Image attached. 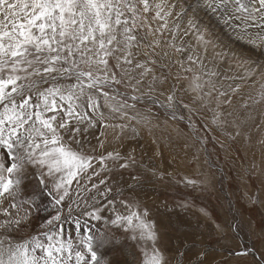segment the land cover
<instances>
[{"label": "rangeland", "instance_id": "374dc122", "mask_svg": "<svg viewBox=\"0 0 264 264\" xmlns=\"http://www.w3.org/2000/svg\"><path fill=\"white\" fill-rule=\"evenodd\" d=\"M172 2L178 5L176 12L180 7L187 9L179 21L180 38L175 42L186 52L168 47L171 33L165 31L153 56L154 72L136 93H143V99L126 97L129 104L136 105L127 109L129 116L139 113V118L110 119L128 127L122 132L107 129L103 149L98 147L100 134L105 132L102 125L78 138L90 154L119 152L122 160L110 161V170L93 176L91 182L81 181V187L90 189L91 183L104 179L99 192H82L74 182L71 198L59 206L67 217L71 205L72 217L58 223L74 242L89 229L93 235L113 240L98 249L111 264H142L141 252L150 242L133 241L130 231L109 222L117 212L127 214L126 204L121 203L125 201L134 210H148L166 264H264V48L239 38L235 22H226L223 10L213 13L201 7L193 12L188 5L195 0ZM189 18L203 33L204 41L197 39L194 29L183 34ZM175 20V16L169 18L170 27ZM158 23L153 22V28ZM152 39L149 36L143 43L147 45ZM142 52L151 53V49L145 47ZM193 53L202 63L187 61V55ZM139 58L145 59L143 54ZM152 75L157 82L150 92ZM196 83L201 88H196ZM118 87L122 93L132 92L131 88ZM169 94L175 96L172 108L166 105ZM129 157L135 163L120 168ZM39 171L29 169L17 197L30 213L18 237L41 235L49 227L47 220L56 214L47 194L52 180L48 178L46 189L39 183ZM106 188L113 191L101 196ZM77 197L78 208L72 203ZM109 199L115 201L111 206ZM93 203L101 208L100 221L81 214L91 210L88 206ZM72 218L81 222L79 233ZM242 252L247 255L237 254Z\"/></svg>", "mask_w": 264, "mask_h": 264}, {"label": "snow or ice", "instance_id": "6c2138e0", "mask_svg": "<svg viewBox=\"0 0 264 264\" xmlns=\"http://www.w3.org/2000/svg\"><path fill=\"white\" fill-rule=\"evenodd\" d=\"M177 7L172 0H0V264H111L98 249L114 241L93 235L89 229L74 242L58 223L72 217L73 207H68V216L64 217L59 206L71 198L74 182L82 192H99V185L106 183L104 179L99 184L91 183L90 189L81 187V181L91 182L93 176L110 170V161L122 160L119 152L90 154L78 138L102 125L105 132L100 134L98 147L103 149L107 129L122 132L128 127L113 124L110 119L139 118V113L129 116L127 109L136 105L129 104L126 97L132 101L143 99V93H136L154 72L153 56L161 46L159 37L170 32L167 46L177 53L186 52L175 42L180 38L179 21L187 15V9L180 7L176 12ZM188 7L193 12L201 7L213 13L223 10L226 22H235L239 38L264 48V0H195ZM173 16L176 20L170 27L169 18ZM153 22H159L158 26L153 28ZM190 29L204 41L191 18L183 34L188 35ZM149 36L153 39L145 45ZM145 47L151 53L142 52ZM141 54L144 60L139 58ZM187 61L202 63L195 53L187 55ZM156 82L157 77L152 75L150 92L155 90ZM118 86L131 88L132 92L122 93ZM195 87L201 85L196 83ZM174 102L175 96L169 94L167 107L172 108ZM134 163L129 157L119 167L128 168ZM29 169L40 170L39 183L46 189L51 178L47 194L52 197L56 214L47 220L49 227L41 235L22 238L17 234L30 213L17 197ZM112 191L106 188L99 194L106 197ZM79 199L72 202L77 208ZM114 203L113 199L107 201L109 206ZM121 203L126 204L128 212H117L109 221L111 225L130 231L129 239L133 241L150 242L141 252L142 264H166L148 210L137 211L133 205ZM88 208L91 210L81 214L96 221L103 219L95 203ZM72 219L79 233L81 222Z\"/></svg>", "mask_w": 264, "mask_h": 264}, {"label": "bare ground", "instance_id": "6f19581e", "mask_svg": "<svg viewBox=\"0 0 264 264\" xmlns=\"http://www.w3.org/2000/svg\"><path fill=\"white\" fill-rule=\"evenodd\" d=\"M222 27H225V26H222ZM239 42H241V41H239Z\"/></svg>", "mask_w": 264, "mask_h": 264}]
</instances>
